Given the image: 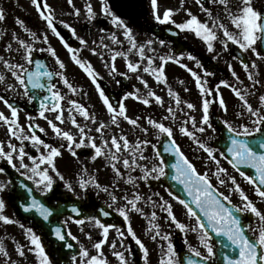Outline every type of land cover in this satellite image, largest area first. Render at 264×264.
<instances>
[{
  "label": "snow or ice",
  "instance_id": "snow-or-ice-1",
  "mask_svg": "<svg viewBox=\"0 0 264 264\" xmlns=\"http://www.w3.org/2000/svg\"><path fill=\"white\" fill-rule=\"evenodd\" d=\"M66 3L70 9L68 15L79 18L83 9L84 18L89 24L97 19L98 14L91 0H85L82 9L75 6L74 0H66ZM98 3L99 15L108 19L115 29L120 30V37L116 32H109L107 35H101L98 41L93 40L91 42L93 47H88L89 41L77 35L76 30L69 23L56 20L54 9L47 0H30V5L35 8L42 22L43 30H32L26 26L24 20L17 17L15 25L22 30L26 38H21L13 31L10 40L0 48V53H3L0 54V66L7 73L6 75L0 72V85H5L4 91L13 93H16L17 88L21 89L20 95L27 98L29 103L38 101L39 119L46 122L53 139L59 142L58 144L46 142L37 134V130L45 135L47 132L44 127L34 123L36 116L26 115L25 119L28 123L22 126L19 123L21 109L9 102L4 95H0V102H3L9 113L6 115L5 112L0 111V124L5 127L7 135L6 141H0V161H5L19 176L31 181L34 186L29 187L24 182L19 184V188L24 191L17 193V199L25 201L20 207L26 213L35 211L43 221H48L54 210L36 199L32 195L33 191H38L42 196L46 195L52 192L58 179L63 182V187L68 192L75 195L73 184L66 180L58 169L57 159L62 157L63 151H67L79 162L77 150L89 148L92 150L89 159L94 162L98 158H103L106 162L105 167L111 170L114 178L109 185H102L95 174L98 169L89 173L87 167L81 165L77 174V185L81 191L91 188L107 193L110 202L106 201V208L95 209L93 205L95 215L82 219L68 216L67 220H74L76 225L87 222L99 230V238L91 244L92 251L80 243L77 236L71 232L67 233V236L79 244L77 252L68 259V264H110L104 252L105 246L117 264H132L131 251L125 246L128 237L138 246L144 264H149V248L134 231L131 214H138L146 221L144 235L152 242H158L157 248L160 252L158 264H209L216 255L221 257L222 264H264V211L257 207L256 202L238 183L236 176L229 174L228 169L221 163V160L226 161L231 169L252 186L253 194L258 201L264 203V92L257 90V86L264 89V83L259 79L258 71H254L258 68L257 61H264V3H257L254 0H194L205 16V19L201 20L197 14L184 7L185 0H179V7L176 9L165 7L162 11L158 0H150L151 17L156 24L174 26L179 32L194 35L211 54L212 60L220 59L223 53L228 52L231 45L237 46L241 52H251L255 59L248 63L240 61L248 84L240 79L232 64H228L227 68L235 83L219 79L218 82L210 84L207 78L215 76V73L206 70L195 55L183 52L172 54L170 47L169 54H158L152 45L158 43L163 47L166 44L165 40L148 39L144 43H138L132 28L112 10L109 0H98ZM217 8L219 11L215 10ZM181 9L186 18L178 22L174 17ZM5 19L4 9L0 8V22ZM57 24L67 29L82 47L74 49L69 46L58 31ZM99 31L105 33L103 28ZM49 32L60 39L69 54L70 61L89 78L109 117L108 123L99 120L79 100L69 98V96L87 97L88 93L82 86L70 82L65 63L50 46ZM5 34L0 32V36ZM105 40L110 41V44L104 43ZM125 41L126 50H119L124 47ZM37 44L46 47L37 48ZM84 48L102 61L103 67L108 70L110 76L135 75L146 90V94L137 89L135 92L125 93L122 100L118 99L113 103L98 82L102 79L100 73L81 55ZM36 51L46 52L55 67L51 68L41 60H35L33 54ZM129 53H135L137 59L135 61L129 59ZM4 54H7V58ZM117 58L124 60L126 72L118 71ZM185 58L193 61L202 75L183 63L182 60ZM168 63L176 64L190 74L198 90L199 107L197 104L183 100L180 93L170 85L166 74ZM33 65L34 70L31 67ZM145 75L155 84L163 86L161 90L166 92L169 103L166 104L165 99L153 91L148 80L144 78ZM9 77L13 83H6ZM177 83L183 85L184 81L178 80ZM58 84L67 91L62 92ZM222 87L229 89L239 101L234 118L242 121L238 125H234L227 118L221 121L223 129L228 134L224 150L208 143L215 139L217 133L210 120V107L216 104L225 117L228 113L227 103L220 91ZM37 90L46 94L37 95ZM183 91L188 92L189 89L184 87ZM249 97H254L256 104H253ZM129 98L145 107H151L154 103L162 110L161 115L158 119L148 115L130 116L124 103ZM197 111L200 112L198 120L191 114ZM77 115L87 123H79ZM66 122L76 129L75 134L70 129L64 130L61 127ZM121 123H126L133 132L138 131L139 134L130 140L128 133L121 128ZM89 124L93 127H89ZM113 127L119 131L113 133ZM93 132L98 134L99 143L96 137L90 134ZM177 134L187 138L195 146V151L206 154L203 163L207 171H198L178 143ZM13 140L18 143H13ZM29 146L34 150L35 155L27 150ZM149 148L150 156L146 154ZM165 156L171 159L166 161ZM25 159L30 163H25ZM209 163L214 167L209 168ZM242 167L254 170L255 175H246ZM166 169H170V173L166 172ZM0 173H5L4 167H0ZM169 175L172 181L182 186V191L190 198L185 200L171 191L167 192L171 201H176L182 206L186 222L178 219L173 204L160 192L142 194L138 190L140 182L147 184L150 180H160ZM213 178L216 184L212 183ZM121 182L132 187L131 194L126 191L119 196L116 194L117 191H121ZM11 184V179L0 182V193ZM218 186H223L227 194L220 191ZM233 194L239 198L238 205L233 204L231 198ZM29 199L30 202H27ZM121 201L123 203H120ZM5 208V201L0 198V222L4 225H18L26 242L15 243L14 253L20 258L25 257L26 253H32L35 264H53L41 242V236L32 227H26L23 223L5 215ZM145 208L151 211L146 212ZM70 211L77 217L80 216L78 207L72 206ZM55 212L60 215L63 209L57 206ZM112 212L122 218L126 225L125 229L106 223L100 218L109 217ZM158 212L165 215L161 217ZM239 214H250L256 219L257 227L245 223L244 218ZM160 220H163L169 228L174 226L185 234L186 254L183 257L178 255L171 239V232L162 229ZM81 231L86 239L93 240L90 232L84 231L83 228ZM51 232L57 240L64 242L61 244V249L73 248V244L66 241L61 227L52 228ZM113 233L115 238L110 239ZM188 234L195 235L197 245L194 246L188 241ZM213 235L217 238L215 243ZM216 244L221 248L219 253L215 251ZM0 257L3 258L2 264H17V260L12 259L5 249L3 240H0Z\"/></svg>",
  "mask_w": 264,
  "mask_h": 264
},
{
  "label": "rangeland",
  "instance_id": "rangeland-1",
  "mask_svg": "<svg viewBox=\"0 0 264 264\" xmlns=\"http://www.w3.org/2000/svg\"><path fill=\"white\" fill-rule=\"evenodd\" d=\"M47 2L53 7L56 20L57 21L63 20L65 22L69 23L76 30L77 35H79V36H81L84 39L89 41L88 47H93L91 42L93 40L98 41V38L101 35H107V33H109V32H116L117 35L120 33V30L115 29L110 24L108 19L99 15L98 0H91L92 4L94 6V10L98 14L97 19H95L91 24H89L84 18L82 6L85 3V0H74L75 6L82 9V13H81V16L79 18H76L74 16L67 14L70 11V9L66 3V0H47ZM254 2L264 3V0H254ZM158 4H159V8L161 11L165 7H171L173 9H176L179 7V0H158ZM207 6L214 7L211 5H207ZM184 7L189 8L193 12V14H197L201 20L205 19L204 14L200 12L199 7L194 3V0H185ZM0 8L4 9L5 16H6L5 21L0 22V32L6 33L4 36H0V48L3 47L4 43H6L10 40V36H11V33L13 31L17 32V34L20 35L21 38H26V36L22 32V30L17 25H15V19L17 17L24 20L26 26H28L32 30L38 29L37 27H40V28L42 27L41 30H43L42 22L39 20L38 15L35 11V8L30 5V1H28V0H0ZM24 9H25V11L30 12V13L25 12ZM215 10L219 11L218 8ZM113 11L117 15H120L125 20V22L128 24V26L132 28L133 34L135 35L138 43H140V39L143 36H145V37L147 36L148 39H153L154 41H158L160 39H163L166 41V44L163 47H161L158 43H154L152 45V47H154L156 49V52L158 54H169L168 50H169L170 44L168 42V39L166 37H160L159 34L153 35L154 31L150 27V25L158 26V24H156L155 21L151 17L150 0H148V5H146V8L143 12L142 11H136V12H138V15L134 19H132V17H129L127 15L119 14L115 10H113ZM185 18H186L185 13L183 12L182 9L174 17V19L178 22L182 21ZM100 19H102L103 21H100ZM57 27L61 28L62 30L66 31L67 33L70 34L71 38L77 43V47H75V48L82 47L79 45V41L75 37H73L67 29H64L59 24H57ZM101 28L105 29V33H101L99 31V29H101ZM177 31L179 32V30H177ZM48 36H49L50 46H52L56 50L57 54L59 55L61 60L66 65V74H67L68 78L70 79V82L74 83L75 85L82 86L83 90L88 93L87 97H82V96L71 97V96H69V98H75V99L79 100L81 103L85 104L89 108V111L91 113L95 114L99 120H103L105 123H108L109 117L105 113V110L103 109L101 102L98 99V95L94 90V86L92 89V84H91L89 78L86 76V74L77 65H75L74 63H72L70 61L69 54H68L67 50L61 44L60 39L57 38L56 36H54L53 34H51L50 32L48 33ZM182 37H183L182 39L190 47V51L183 52V53H186V54L191 53V54L195 55L201 61L202 65L204 66V68L206 70L215 73V76L207 78L209 80L210 84H214V83L218 82L219 79H225V80H228L230 83H235V81L231 77L230 72L228 71V68H227L228 64H232L234 70L236 71V73L238 74L240 79L242 81H244L245 84H248V81L246 79V74L243 71L241 64H238V63H236V61L234 59H231L228 52L223 53L222 57L220 59L212 60L211 54H209L205 50L202 43L197 38H195L194 35L182 33ZM104 43L110 44V41L105 40ZM125 44L127 47L126 41H125ZM14 47H15V45H14ZM39 47H46V46L43 44H38V48ZM217 50H219V45H217ZM179 53H181V52L175 53L172 51V54H179ZM0 54H3V53H0ZM45 54H47V53L45 52ZM4 55H6V58H7V54H4ZM81 55L83 56V58L90 61L91 64L94 66L95 70L100 73V76L102 77L101 80L104 81L112 91L120 94L121 100L123 99V96L125 93L135 92L137 89H139L141 93L146 94V90L143 88V86L140 84V82L135 77L131 76L130 74H128V76L126 78L128 80L129 85L132 87V90L128 91L126 85H123L119 81H115L116 78L119 77L120 75L114 74L113 76H110L108 74L107 69L104 70V71H107V73L102 71L104 69V67H102V69H101V66L103 65L102 61L100 59H98L97 56L92 55L87 50V48H84ZM246 55L248 56L250 61L255 59V57H253L251 52H247ZM49 59H50V63H51L52 68H54L55 67L54 62L52 61L50 56H49ZM120 59H122V58H117V60H116V65H117L118 71L119 72H126V68L123 64L120 63ZM129 59H131L132 61H135L137 59L135 53H129ZM13 62H15V60ZM182 62L187 64L194 71H197L198 73H200L202 75L201 70L196 68L195 63L193 61H188L185 58L182 60ZM257 63H258V68L254 71H258L259 79L261 80L262 83H264V61H257ZM0 72H4L7 75V73L2 68V66H0ZM166 74H167L170 85L176 91H178L180 93L181 98L183 100L190 101L194 104L198 102V107H199L198 90L195 88L194 81H193L192 77L190 76V74L185 69H182L178 65L173 64V63H168L166 65ZM178 80H183L184 84L183 85L178 84L177 83ZM6 83H13V81L9 77L6 80ZM4 87H5V85H0V94L4 93L6 95H9L10 97H15V98L21 99L22 101H24V100L27 101V98H24L20 95V93L22 92L21 89L17 88L16 93H13L11 91H4ZM58 87L61 88L62 92L67 91L66 89L63 88L62 85L58 84ZM156 87L162 88L163 86L155 84L154 87H152V89H153V91L156 92V94L161 95L162 97H165L166 94H163V92H161L159 90L157 91ZM184 87H187L189 89V91L184 92L183 91ZM257 90L259 92H264V89H261L259 86H257ZM220 91H221L223 98L225 99V101L227 103V107H228L227 116L225 117V115L222 113V111L219 109L218 105H216V104H214L210 107V114H211V112H214L221 120L227 118L234 125H238L242 121L236 120L234 118V113L239 107V101L237 100V98H235L233 96V94L231 93V91L229 89L222 87L220 89ZM249 99L251 100V102L253 104H256V99L254 97H249ZM169 102H170L169 99L165 100L166 104ZM124 103L126 104V107L128 109V114L130 116H133V117L148 115V116H152L153 118L158 119L159 116L161 115V112H162V110L159 109L157 106H155L154 103L151 107H145L142 104L138 103L137 101H135L131 98L125 100ZM65 107H66V105H65ZM0 111L5 112L6 115L9 114L7 108L4 106L3 102H0ZM191 114L196 116L197 120L199 119V116H200L199 111L192 112ZM26 115H30V114L24 113L23 111L19 112V123L22 126L26 125L28 123V121H26V119H25ZM33 116L37 117L35 119L34 123L39 124L41 127H44L46 129L47 135L43 134L45 136L44 140H46V142H49V143L58 144L59 142H57L56 140L53 139L52 133H51L50 129H48L46 122L42 119H39L38 114L33 115ZM49 116L51 118V114H49ZM76 118H77V121L79 123H87V122L83 121V119L81 117H79L78 115ZM141 123H143V121H141ZM61 127L64 128V130L70 129L74 134L76 133V129L72 128L70 123L66 122L64 125H61ZM89 127H93V126L91 124H89ZM121 128H123V130L126 133H128L130 140L133 139L135 135L139 134L138 131L133 132L131 130L130 126H128L126 123H121ZM112 131H113V133H116L119 130L115 129L113 127ZM90 134L94 135L97 139V143H99L98 134H95L94 132L90 133ZM209 134H211V133L209 132ZM217 135L218 134L216 133V136ZM149 138H151V136ZM176 139H177L178 143L181 145L184 153L189 157L190 160L193 161V163L196 166V168L198 169V171H200V172L207 171L208 169H206L204 167V163H203L206 154H204L203 152L195 151V146L192 145L191 142L187 140V138L181 137V136H179V134H177ZM202 139H203V137H202ZM6 140H7L6 129L2 124H0V141H6ZM153 142H155V141H153ZM13 143H18V142L13 140ZM208 143L210 144V141ZM27 150L30 152V154L32 152H33V155L36 154L34 152V150L30 148V146ZM91 151L92 150L89 148L78 149L77 153H78L79 162L77 161L76 158H73L67 151H63L62 157L57 159L58 169L65 176V179L73 184V187L75 189V195H78V196H81L84 192V191H81L77 185V174L80 171L81 165L87 167L89 173H92L93 170L98 169L99 171H97L95 174H96L99 182L102 185H109L110 181L113 180V178H114L111 170L109 168L105 167L106 162L103 158H98L94 162L89 159ZM146 154H148L149 156L151 155V149L150 148L146 150ZM197 157H200V158L197 159ZM217 157L219 158L218 154H217ZM25 163H30V162L27 161V159H25ZM221 163L225 168L228 169L229 174L236 176L237 181L241 185V187L250 196V198H252L254 200V202H256L257 207L262 210V208L260 207V205L262 203H260L258 201V199L254 196L252 186L247 184L246 181H244L243 178H241L238 173L234 172L233 169H231V166L226 163V161L221 160ZM17 164H18V162H17ZM4 165H7L6 162L0 161V167H4ZM208 167L213 168L214 166L211 163H209ZM8 180H9V178L7 177L6 173H0V182H6ZM55 183H59L60 185H62V188L65 191H67L63 187L62 181H59L57 179ZM212 183L216 184L215 178L212 179ZM141 184H143V186H144L145 183L140 182V185ZM218 187H219L220 191H223V192H225V194H227V191L223 186H218ZM120 188H121V191L116 192V194L118 196L121 195L122 192H124V191L128 192L129 194H131V192L133 191V189L130 185H124L122 182H121ZM145 188H148V187H145ZM89 190H93L94 191V192L92 191L93 193H97V195H100L99 196L100 199H102V200L105 199V201H109L107 193L98 192V190H94L91 188H89ZM138 190L143 194L141 187H139ZM148 192L152 193L153 190L149 189ZM155 192H160V194L162 196H164L165 199L170 200V202L174 206V212L177 215L178 219L186 222V217L184 215V211L182 209V206L179 205L178 203H176V201H171V198L167 195V191L165 189L158 187L155 190ZM10 193H11V185L8 188H6L4 192L0 193V198H3L5 203H6V208L4 210V214L8 215L10 218L15 219L13 214H12L14 211L11 208L12 204H11V200H10ZM231 198H232L233 203H236L237 205L240 203L238 196H236L235 194H233V196ZM263 211H264V203H263ZM130 218L133 220L134 219L139 220L140 222H143L146 224V221L144 219H142L138 214H131ZM20 223H22V222H20ZM88 225H90V224L88 223ZM78 227L84 229L83 225H78ZM69 228H71V227H69ZM172 228H174V226ZM181 236H182L183 242H184L185 234L181 233ZM187 239L194 246L197 245V241L195 240L194 234H188ZM0 240L4 241L5 249L9 252L12 259L17 260V264H35L34 255L32 256L30 253H26L25 257L20 258V257H18V255H16L14 253L15 243L21 244L22 242H25L24 238H23L22 230L19 228L18 225H4L2 222H0ZM157 243L158 242L155 243L156 246H157ZM159 255H160L159 249H156L154 252L155 264L158 263ZM2 262H3V258L0 257V264H2Z\"/></svg>",
  "mask_w": 264,
  "mask_h": 264
},
{
  "label": "water",
  "instance_id": "water-1",
  "mask_svg": "<svg viewBox=\"0 0 264 264\" xmlns=\"http://www.w3.org/2000/svg\"><path fill=\"white\" fill-rule=\"evenodd\" d=\"M167 33L169 36L172 38L174 43L176 44L177 48H181L184 50H188V47L185 45H178V32L174 28H170L167 30ZM175 33V34H174ZM64 39L70 44V46L75 47L76 44L75 42L69 37V35H65ZM229 51L234 57H237V60L240 62L243 60L245 63H248L249 60L245 56L243 52H241L237 46L231 45L229 48ZM35 60H41L44 62L46 65L50 66L49 59L46 55H38L34 52L33 54ZM32 69L34 70V65L31 66ZM120 81L124 84H126V79L124 77L120 78ZM103 89L106 91V93L111 97V100L113 103H115L118 99L119 96L115 93H112L109 91L107 86L102 83ZM46 93H42L40 90H37V95H43ZM9 102L13 103L16 105L19 109L28 111L31 113H38V101H34L33 103H21L17 100L7 98ZM211 121L213 124L216 126L217 130L219 131V137L214 139L211 143L213 147L219 148L220 150H224L225 148V143H226V137L227 133L223 129V126L219 119L212 114L211 116ZM37 134L39 135V131L37 130ZM33 153V152H32ZM171 158L168 156H165V160H170ZM5 172L8 176L9 179H11L12 184H11V193H10V200L12 204V208L15 211V216L27 223H29L41 236L42 238V244L45 246L46 252L49 254L50 259L55 263V264H68V259L72 254H75L78 250L77 245L69 239L67 236V231L66 227L63 223V217L65 216H73L74 219L76 218H84L86 216H89V210H94L99 209V208H106L103 204L97 202L95 199H91L89 196L85 197L86 202H83L81 199L75 198L73 194L69 192H63L61 189V186L56 184L54 185V190L52 193H48L46 195H41L37 191H33V196L36 199L41 200L42 203H45L46 206L53 208V215L50 217L48 221H43L42 217H40L35 211H30V212H24L23 209L20 207L21 204L25 203L24 200H18L17 199V193H22L24 190L19 188V184L21 182H24L28 184L29 187H34L30 181L25 180V178L19 176L18 173H16L13 169H11L10 166L6 165L4 166ZM242 170L245 171L246 175H255L254 170L248 169V168H243ZM170 169H166V172L170 173ZM159 184H163L168 191H171L174 195H178L180 198L189 200L190 198L187 197L186 193L182 191V186L176 184L174 181L170 179V175L168 177H163L160 181ZM30 202V199L27 201ZM95 206V209L92 206ZM59 206L60 208L63 209L62 214L57 215L55 212V208ZM72 206H76L80 209V216L77 217L76 214L71 213L70 209ZM194 207V206H193ZM108 210V209H106ZM110 211V210H109ZM242 215L244 218L245 223H250L253 220V217L250 216V214H239ZM102 221H105L106 223H111V222H118V224L123 225L124 222L121 217L116 216L115 214H111L109 217H100ZM117 220V221H116ZM110 221V222H109ZM115 224V223H111ZM55 227H61L62 233L65 234L66 241L68 243L73 244L72 249H67L63 248L61 249V244L64 243L62 241H59L56 239L55 235L51 232L52 228ZM246 234L250 235V232H246ZM216 237L213 235V241L214 243L216 242ZM175 248L178 252V255L180 257H183L186 254V249L183 246L182 239L179 235V233L176 235L175 241ZM215 251L219 253L221 251V248L219 244H216ZM230 251V250H229ZM209 264H222L221 257L219 255H216L213 261H209Z\"/></svg>",
  "mask_w": 264,
  "mask_h": 264
},
{
  "label": "flooded vegetation",
  "instance_id": "flooded-vegetation-1",
  "mask_svg": "<svg viewBox=\"0 0 264 264\" xmlns=\"http://www.w3.org/2000/svg\"><path fill=\"white\" fill-rule=\"evenodd\" d=\"M28 1H30V0H28ZM109 4L112 7V9L115 10L117 13L122 14V15H127L129 17H132V19H134L138 15V12H136V11H142L143 12L145 10L146 5H148V0H135V1H130V0H109ZM24 11H25V9H24ZM25 12H27V11H25ZM27 13H30V12H27ZM150 27L152 28L153 31H154V29H159L160 30L161 25H158V26L150 25ZM37 28L39 29L40 27H37ZM41 28H40V30H41ZM58 31L60 32L61 36L63 37L65 31L62 30L59 27H58ZM153 35H155V34L153 33ZM180 36H181V38H183L181 32H180ZM168 42L170 44L169 46H170L171 50L173 51V49H175V46H173L172 43L169 40H168ZM36 47L38 48V44L36 45ZM36 52L42 54V52H38V51H36ZM157 182H158V180H150V181H148L147 184H144V186H143V184H141L140 187H141V189L143 191V194H151V193L148 192V190L150 189V190H153V192H155V190L158 187L166 190V188L164 186H162V185H159V184L153 185V184H151V183H157ZM145 187H148V188H145ZM92 191L93 190H89V189L84 191L83 194L80 196V198H83L85 196H91L93 198H97L99 201L103 202L106 205L105 199L104 200L100 199L99 198L100 195H97V193H93L94 191L93 192ZM107 202H110V201H107ZM120 203H122V201ZM260 207L262 208V211H263V203L260 205ZM145 211L149 212V211H151V209L145 208ZM95 214H96V212L94 210H90L88 215H95ZM115 214H117V213H115ZM158 215L163 217L165 214L158 212ZM63 221H64V223H65V221H67V223H65L66 226H67V233L71 232L73 235L77 236V238L80 241V243L84 244L90 251H92L91 250V244L95 240H97L99 238V230L96 229V228H93L91 225H88L87 222H85V224H83L84 231L90 232V234L92 235L93 240L89 241L84 236L83 232L81 231V228H79L78 225H76L74 223V220L73 221H68L67 218H64ZM159 222L161 223L162 229L164 231L171 232V234H172L171 235V239H172V242H174L177 229L172 228V227L169 228L167 226V224L164 223L163 220H160ZM114 223H116L114 225H117V226L121 227L122 230L126 228V225H120V224H118V222H114ZM23 224L25 226H27L24 222H23ZM131 225H132L134 231L136 232V234L142 239V241L149 248V253H150V255H149V264H155L154 252L158 248H157V246L155 244L156 242H152L151 240L148 239L147 236L144 235V228L146 227V224L143 223V222H140L139 220L131 219ZM252 226L253 227H257L256 219H254V221L252 223ZM69 227H71V228H69ZM112 238H115L114 233L110 235V239H112ZM70 239H71V237H70ZM74 242L77 244L76 241H74ZM25 243L26 242H22L21 244H25ZM77 245L79 246V244H77ZM125 246L127 248H129L130 251H131L130 259L132 261V264H144L143 259H142V253L139 251L138 246L135 244L134 241L131 240L130 237H128L125 240ZM118 250L123 251V249H119V248H118ZM104 252H105V254L107 256V259L110 262V264H117L115 259L111 256L110 251L107 248V246L104 247ZM30 254L33 256L32 253H30Z\"/></svg>",
  "mask_w": 264,
  "mask_h": 264
},
{
  "label": "bare ground",
  "instance_id": "bare-ground-1",
  "mask_svg": "<svg viewBox=\"0 0 264 264\" xmlns=\"http://www.w3.org/2000/svg\"><path fill=\"white\" fill-rule=\"evenodd\" d=\"M117 36L120 37V33H119ZM121 38H122V37H121ZM146 40H148L147 36H146V37L143 36V37H141V39H140V43H144ZM126 48H127V47H126V44H124V47H123V48H120L119 50H126ZM120 63L124 65V60H123V59H120ZM102 67H103V65L101 66V69H102ZM104 70H105V68H104L102 71H104ZM107 71H108V70H107ZM107 71H104V72L107 73ZM130 75L133 76V77H135V75H133V74H130ZM144 78H145L146 80H148L149 86H150L151 88L154 87L155 83H154V81H153L150 77H148L147 75H145ZM156 88H157V91L159 90V91L163 92V94H166L165 91L161 90L162 88H159V87H156ZM163 98H164L165 100L168 99L167 95H165V97H163ZM195 104H197V106H198V102L195 103Z\"/></svg>",
  "mask_w": 264,
  "mask_h": 264
}]
</instances>
